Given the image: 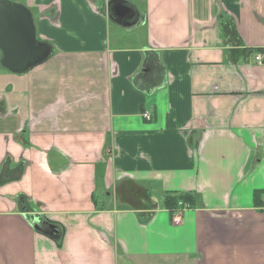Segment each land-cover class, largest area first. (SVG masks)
<instances>
[{
  "label": "crops",
  "instance_id": "1",
  "mask_svg": "<svg viewBox=\"0 0 264 264\" xmlns=\"http://www.w3.org/2000/svg\"><path fill=\"white\" fill-rule=\"evenodd\" d=\"M16 1L53 53L0 84V264H264V0Z\"/></svg>",
  "mask_w": 264,
  "mask_h": 264
},
{
  "label": "water",
  "instance_id": "2",
  "mask_svg": "<svg viewBox=\"0 0 264 264\" xmlns=\"http://www.w3.org/2000/svg\"><path fill=\"white\" fill-rule=\"evenodd\" d=\"M115 15L119 18L133 14L124 1L115 2ZM53 53V46L37 36L31 10L17 1L0 0V66L13 73L24 74L46 61ZM33 227L56 238L58 226L39 214H31Z\"/></svg>",
  "mask_w": 264,
  "mask_h": 264
},
{
  "label": "trees",
  "instance_id": "3",
  "mask_svg": "<svg viewBox=\"0 0 264 264\" xmlns=\"http://www.w3.org/2000/svg\"><path fill=\"white\" fill-rule=\"evenodd\" d=\"M263 52V51H261ZM264 54V52H263ZM25 145V144H24ZM9 156H5L4 161L1 163L0 167V185L7 183L8 181H14L20 179L23 171H24V165L21 164V162L15 163L13 167L11 168L7 162L6 159ZM192 196L190 194H185V193H179L176 197L173 196H167L165 200V204L171 208L173 204H176V201L182 200V202H187L189 205H191L192 201ZM184 202V203H185Z\"/></svg>",
  "mask_w": 264,
  "mask_h": 264
},
{
  "label": "rangeland",
  "instance_id": "4",
  "mask_svg": "<svg viewBox=\"0 0 264 264\" xmlns=\"http://www.w3.org/2000/svg\"><path fill=\"white\" fill-rule=\"evenodd\" d=\"M9 1H16V0H9ZM4 70L5 69H3L0 66V84L6 83V85H8L10 81L15 80V79L17 81H20L21 78H25L24 76H26L25 74L24 75H14L13 73H11L9 71H4ZM2 74H5V76L2 77L1 76Z\"/></svg>",
  "mask_w": 264,
  "mask_h": 264
},
{
  "label": "built area",
  "instance_id": "5",
  "mask_svg": "<svg viewBox=\"0 0 264 264\" xmlns=\"http://www.w3.org/2000/svg\"><path fill=\"white\" fill-rule=\"evenodd\" d=\"M263 58H264V54L263 53H258L255 56V59L258 60V61H261ZM144 117L149 118V113H147V112L144 113Z\"/></svg>",
  "mask_w": 264,
  "mask_h": 264
}]
</instances>
